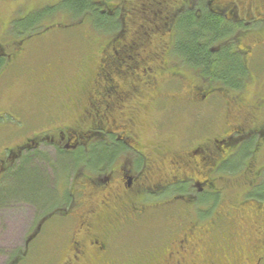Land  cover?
Masks as SVG:
<instances>
[{
    "label": "flooded vegetation",
    "instance_id": "1",
    "mask_svg": "<svg viewBox=\"0 0 264 264\" xmlns=\"http://www.w3.org/2000/svg\"><path fill=\"white\" fill-rule=\"evenodd\" d=\"M92 5L109 22L96 29L107 41L88 42L74 65L56 57L49 67L48 81H64L57 85L61 115H52L54 125L63 124L0 154V185L28 158H49L44 145L56 161L72 160L52 184V200L39 206L41 220L25 251L49 220L88 208L75 217L81 230L65 239L66 254L54 264H264V120L235 113L236 102L254 89L251 99L264 117V0ZM205 15L218 18L223 34L208 49L215 63L223 56L238 61L233 80L192 63L179 45L186 20ZM89 17L90 11L80 23ZM10 48L0 45V75L24 59L18 44ZM189 110L199 123L187 122ZM210 124H217L215 134L200 135ZM171 135L174 147L165 146ZM117 208L128 217L103 215L106 223L96 229L99 211ZM151 226L136 245L119 241V234Z\"/></svg>",
    "mask_w": 264,
    "mask_h": 264
},
{
    "label": "rangeland",
    "instance_id": "2",
    "mask_svg": "<svg viewBox=\"0 0 264 264\" xmlns=\"http://www.w3.org/2000/svg\"><path fill=\"white\" fill-rule=\"evenodd\" d=\"M60 2L61 0H0V45L6 47V50H10L11 46H15L19 42L18 47L20 49L17 52L21 53V56L24 55V59L20 63L7 68L0 75V154L7 147L16 148L30 140L31 137L37 134L45 135V133L52 132L58 125L63 124V121H61V123L54 125L55 120H53L52 115H55V117L61 115L57 106L59 102L57 93L60 91V87L57 85L64 84V81L57 79L58 76L51 79V82L48 81V76H53L51 74L53 70L50 72L49 67L51 69L54 67L55 60H57L56 57H59V60L64 59L65 62L70 59L73 61L72 65H74L85 55V46L88 42L92 47H95L100 41L105 42L108 39L109 35L105 34V32L97 31L92 26V22H88L84 26L75 25L76 23L73 22L75 17L65 14L60 8L55 15H52L53 17L41 23V25L44 24L40 25V30L44 29L43 33L40 34L41 31H39V35L31 39L25 38L26 40H22L19 37L20 35H15V32H8L11 21L34 10L42 9L52 4L58 5ZM52 22L57 24L54 26L56 28H44ZM13 43L15 44L12 45ZM93 67L94 65H92ZM74 74V68L68 70L69 76ZM94 74V72L91 73V81H94L92 79L95 76ZM43 77L47 79V82L42 83V85L39 80ZM72 82L77 83L75 81ZM52 85L55 89H52ZM249 90L250 93L245 94L244 99L242 98V100L236 102L235 108H239L237 112L235 111L236 116H249L252 122L255 120L256 122L263 121L264 117L260 110L256 109L258 107L250 96V94L253 96L255 90ZM206 113H210V111H206ZM195 116L189 110V115L184 117L188 123L193 121L194 123H199V118ZM206 120L208 121L209 119ZM216 125L215 127H217ZM210 126H212L211 131L200 133V135H210L212 137L215 134V127L214 124H210ZM176 139L177 137L171 135L167 138L168 141H166L167 144L165 146L171 145L170 147H174ZM43 148H46L44 150L49 152L50 157L37 159L34 164L38 171H43L47 174L52 185L57 180L58 174L67 169L72 160L70 157H62L57 162L52 156V146L44 145ZM50 163H52V166ZM35 177L40 179L44 186L47 184L39 173L29 171L16 180L12 189L26 190V181L33 180ZM47 177L44 179H47ZM65 179L66 177H63L62 180L61 178L59 179L60 182L58 184L60 187ZM40 195L41 193H39ZM88 199L86 197V201ZM17 200L18 197L0 205V264L57 263L58 259H62L63 255L66 254L61 249L62 243L65 239L81 230L82 220L75 217H83L82 215L86 214L88 208L74 209L73 213L78 214L76 216L74 214L73 217L61 216V219L53 218L49 220L40 237L33 241L27 251H25L26 239L41 220L40 211L43 208L32 203H27L29 207H25ZM103 215L115 216L117 221H120V216L123 215L125 220L126 216L128 217V212L123 208H117L116 211L114 209L99 211L98 218L95 221L96 229L104 227L106 222L102 219ZM160 222L161 220L158 216L154 225L158 226ZM151 229L152 226L148 231L138 232L133 230L130 234H126V232L124 235L119 234V241L120 238H123L124 242L136 245L137 237L150 235ZM23 251L25 254L22 256L21 253H24Z\"/></svg>",
    "mask_w": 264,
    "mask_h": 264
},
{
    "label": "trees",
    "instance_id": "3",
    "mask_svg": "<svg viewBox=\"0 0 264 264\" xmlns=\"http://www.w3.org/2000/svg\"><path fill=\"white\" fill-rule=\"evenodd\" d=\"M50 6L51 5L42 9L34 10L25 16H20L11 21L8 32H15V35H20L19 37L22 40L25 38L31 39L34 36L39 35L38 32L41 31L40 28L44 25H41V23L48 18L53 17L52 15H55L59 8L65 14H70L75 17L73 22L78 26H84L86 23L92 22L91 24L95 29L101 30L109 24L108 20L99 14L96 8L92 5V0H61L56 8ZM89 11L93 13L94 18L89 17L83 24H81V19L85 16V13ZM55 25L57 24L52 22L44 28H56L54 27ZM183 30L184 33L182 34L179 45L192 63L202 64L205 66L207 72L216 70L220 75L230 80H233V78L239 74L237 70L238 67L233 68L232 66V64L236 65L238 63L236 59L230 58L229 56H223L217 63H215L214 56L208 50L211 46V42L222 38L223 35L218 18L205 15L202 20L195 21L191 17L184 23ZM42 31L40 34L43 33ZM14 44L15 43L12 45ZM17 44H19V42H17ZM2 64L3 63L1 62L0 68L3 66ZM35 159L36 157L28 158L29 163L19 165L11 172L9 171L7 177L0 185V205L11 199H17V197V202L19 201V203H32L38 206H44L52 200L54 193L51 180L47 177L46 173L38 171V169L35 168ZM50 164L52 166V163ZM29 171L39 173L40 177H42L47 184L44 186L40 179L35 177L33 180L30 179L26 181V190L12 189L16 180L27 174ZM46 177L47 179H44ZM39 193H41L40 196ZM260 195L264 194L260 193Z\"/></svg>",
    "mask_w": 264,
    "mask_h": 264
}]
</instances>
